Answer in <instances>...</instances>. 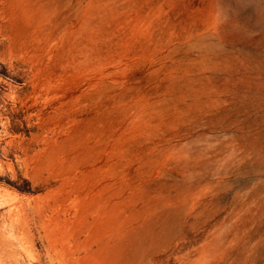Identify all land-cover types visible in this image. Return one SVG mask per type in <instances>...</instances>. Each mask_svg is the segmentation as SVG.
Listing matches in <instances>:
<instances>
[{
  "label": "rangeland",
  "instance_id": "obj_1",
  "mask_svg": "<svg viewBox=\"0 0 264 264\" xmlns=\"http://www.w3.org/2000/svg\"><path fill=\"white\" fill-rule=\"evenodd\" d=\"M0 264H264V0H0Z\"/></svg>",
  "mask_w": 264,
  "mask_h": 264
}]
</instances>
